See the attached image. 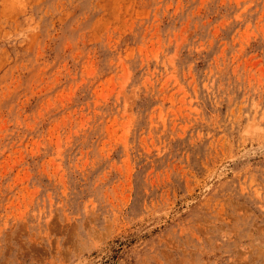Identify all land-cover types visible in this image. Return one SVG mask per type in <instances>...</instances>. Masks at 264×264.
Wrapping results in <instances>:
<instances>
[{
  "label": "rangeland",
  "instance_id": "obj_1",
  "mask_svg": "<svg viewBox=\"0 0 264 264\" xmlns=\"http://www.w3.org/2000/svg\"><path fill=\"white\" fill-rule=\"evenodd\" d=\"M0 264H264V0H0Z\"/></svg>",
  "mask_w": 264,
  "mask_h": 264
}]
</instances>
